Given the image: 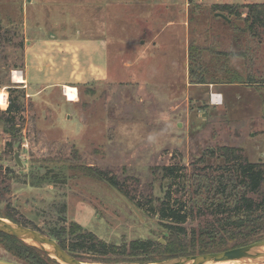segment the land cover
Listing matches in <instances>:
<instances>
[{
	"label": "rangeland",
	"instance_id": "1",
	"mask_svg": "<svg viewBox=\"0 0 264 264\" xmlns=\"http://www.w3.org/2000/svg\"><path fill=\"white\" fill-rule=\"evenodd\" d=\"M14 1L23 2L25 23L6 25L8 33L0 38V216L11 215L59 243L73 241L80 227L116 244L135 238L167 244L171 233L158 217L141 208V220L110 184L89 173V166L114 177L135 204L163 196L170 182L159 167L185 166L193 201L210 205L221 199L209 177L222 162L210 156V149L237 146L248 159L264 163V36L245 32L238 15L223 12L231 15L229 25L210 9L236 3L243 18V4L264 0ZM6 4L0 0L4 24L12 13ZM200 6L207 11L191 23ZM95 7H102L109 20L112 75L107 81L72 84L78 97L70 101L53 79L39 83L30 77L26 52L47 28L72 36L81 31ZM148 22L158 23L150 28ZM193 42L215 46L201 54L204 63L194 69ZM47 50L46 45L40 51L44 58ZM220 50L230 52L215 54ZM14 72L24 81H16ZM12 99L24 111L7 130L2 113ZM209 221L210 215L189 220V236ZM107 252L89 251L83 260L150 264L171 259L141 263L130 261L121 248ZM0 255L24 262L7 250L1 236Z\"/></svg>",
	"mask_w": 264,
	"mask_h": 264
},
{
	"label": "trees",
	"instance_id": "2",
	"mask_svg": "<svg viewBox=\"0 0 264 264\" xmlns=\"http://www.w3.org/2000/svg\"><path fill=\"white\" fill-rule=\"evenodd\" d=\"M3 1L7 3L6 6L12 13L8 23L4 24L1 10L5 5L0 6V38L8 33V28H5L6 25H23L25 23V6L23 2ZM10 3L14 8L10 6ZM238 7L239 5L236 3H226L215 4L210 9L214 8L216 13L221 11L220 13L227 12L231 15H238L244 23L243 29L245 32H249L254 38L263 39L264 2L243 4V7L247 9L243 18L241 13L236 11ZM199 9V12L193 10L195 16L191 18V23L198 21L203 12L207 11L206 6H200ZM225 16L226 18L216 15L217 18H223L227 24H232L230 16L226 14ZM213 47L215 46H205V44L202 46L194 42L191 43L189 50L192 59L191 68L194 69V66H200L204 63L201 61V54L211 52ZM224 52L229 53L230 51L220 50L215 54ZM22 111H24L23 107L12 99L9 108L3 113L1 112L7 130L14 128L17 114ZM209 152L211 157L217 155V158L222 159V162L216 165V169L220 171H217L214 177H209V179L217 182L216 195L221 197V199L218 198L217 202L210 205H197L193 201V194L188 181L189 173L185 166L163 165L159 168L162 169L163 177L170 182L163 196L150 197L147 198L146 202L136 203L149 215L158 217L160 224L169 230L171 238L167 244H162L152 238H135L129 244L126 241H123L122 244H116L101 239L94 232L80 227L74 230L73 241L67 244L60 241V244L81 260H83L84 254L89 251L108 253L109 248L112 250L121 248L123 253L131 256L130 261L147 263L195 253L223 251L264 239V163L248 159L243 154V149L237 146L224 145L217 150L210 149ZM89 167L91 175L117 187L133 200L129 193L120 187L119 182L114 177H105L102 170L92 168V166ZM209 167L211 166H207V168ZM199 190L193 191L194 194L200 193ZM207 192H209V188ZM206 215H210L213 221H209L198 232L193 230L189 236L185 224L189 220ZM6 217L21 222L11 215ZM71 225L73 226L75 223ZM0 236L6 242L7 250L24 262L10 258L12 260L22 264H61L41 249L17 237L3 232H0ZM198 242L199 248H197ZM95 260H98V258Z\"/></svg>",
	"mask_w": 264,
	"mask_h": 264
},
{
	"label": "crops",
	"instance_id": "3",
	"mask_svg": "<svg viewBox=\"0 0 264 264\" xmlns=\"http://www.w3.org/2000/svg\"><path fill=\"white\" fill-rule=\"evenodd\" d=\"M94 10L95 13L93 14L92 11L91 15L88 16L89 18L87 17L86 25L83 24V28L79 27L81 31L75 32L73 36L64 32L50 33L51 28H47L46 34L43 32L44 36L34 39L26 52V58L30 63L29 75L31 78H35L39 83L53 79L52 85L64 86V88L72 84L101 82L111 78L108 49L111 39L109 41L106 34L109 29V20L103 17V12H100V10L103 11L102 7H95ZM114 19L112 22L117 21ZM148 23L149 27L152 28V25H157L158 22ZM37 30L43 31L44 29L37 28ZM63 33L65 36H60ZM46 45L48 58H44L40 54L41 49L45 48ZM113 61L116 60L113 59ZM45 62L47 63L45 64ZM39 76L43 77L39 78ZM0 264L22 263L0 256Z\"/></svg>",
	"mask_w": 264,
	"mask_h": 264
},
{
	"label": "water",
	"instance_id": "4",
	"mask_svg": "<svg viewBox=\"0 0 264 264\" xmlns=\"http://www.w3.org/2000/svg\"><path fill=\"white\" fill-rule=\"evenodd\" d=\"M217 15L226 18L223 13H217ZM15 157L17 162L22 165L19 151L15 152ZM111 186L120 198L134 210L139 218L144 220L141 208L117 187ZM0 232L17 237L28 244L36 246L61 264H85V261L74 256L52 236L7 217L0 216ZM222 261H233L239 264H264V239L223 251L179 256L167 261L150 264H207Z\"/></svg>",
	"mask_w": 264,
	"mask_h": 264
},
{
	"label": "bare ground",
	"instance_id": "5",
	"mask_svg": "<svg viewBox=\"0 0 264 264\" xmlns=\"http://www.w3.org/2000/svg\"><path fill=\"white\" fill-rule=\"evenodd\" d=\"M14 78L16 81L23 82L24 77L18 73L14 72ZM65 95L68 97V100L74 101L77 100L78 97V90L74 86H65ZM215 96V101L220 102V96L219 95H214ZM85 264H101L99 262H85ZM207 264H235L233 261H222V262H217V263H207Z\"/></svg>",
	"mask_w": 264,
	"mask_h": 264
},
{
	"label": "built area",
	"instance_id": "6",
	"mask_svg": "<svg viewBox=\"0 0 264 264\" xmlns=\"http://www.w3.org/2000/svg\"><path fill=\"white\" fill-rule=\"evenodd\" d=\"M214 95H215V94L212 95V99H213V101L215 102V96H214Z\"/></svg>",
	"mask_w": 264,
	"mask_h": 264
},
{
	"label": "flooded vegetation",
	"instance_id": "7",
	"mask_svg": "<svg viewBox=\"0 0 264 264\" xmlns=\"http://www.w3.org/2000/svg\"><path fill=\"white\" fill-rule=\"evenodd\" d=\"M218 13H220V12H218ZM216 15H217V13H216ZM219 16H221V15H219Z\"/></svg>",
	"mask_w": 264,
	"mask_h": 264
}]
</instances>
